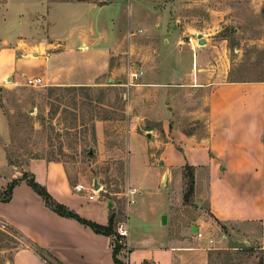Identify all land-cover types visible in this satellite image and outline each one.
<instances>
[{
  "label": "crops",
  "instance_id": "0c3cea01",
  "mask_svg": "<svg viewBox=\"0 0 264 264\" xmlns=\"http://www.w3.org/2000/svg\"><path fill=\"white\" fill-rule=\"evenodd\" d=\"M0 1H5L0 6V17L2 19L4 14L6 18L1 23L13 13L25 19V24L15 34L0 31V39H15L25 32L27 35L23 37L28 41L25 44L31 48L27 53L28 48L19 51V45H8L5 41L0 44V93L22 77H40L44 86L56 88L99 84L97 79L107 70L109 62L94 44L98 38L95 30H104L101 12L113 4L112 0ZM61 4L71 9L81 8L85 14L82 21L78 19V25L71 27H76L74 30L68 32L71 29L68 28L64 34L56 31L61 26L60 19L57 20L59 10L63 9ZM91 11L95 15L90 16ZM110 20L113 21V16ZM36 25L38 30L43 26L41 34L32 32ZM203 38L204 47L194 49L193 67L188 73L192 77L188 83L172 79L134 84L145 90L143 98L147 95L154 101H150L146 113L130 118L127 157L131 158L132 147H135L142 157L143 174L130 178L126 163L125 188L136 189L132 203L126 202L124 191L115 201L102 199L101 192L106 190L98 180V189H94L93 181L89 184L71 182L59 161L31 159L25 168L14 173L5 152L4 141L9 128L1 107L0 190L26 171L32 173L55 200L81 217L106 225L109 215H114V230L118 221L125 220L128 250L126 253L119 250L116 257L128 264H210L211 256L220 250L210 237L211 230L219 229L217 223L256 225L259 234L257 231L243 244L257 246L260 261L264 262V76L263 80L231 79V71L222 66L226 59L224 40ZM96 52L100 55L98 61L94 58ZM77 70L82 71V75H78ZM90 70L95 72L88 74ZM161 88L168 89V98L163 101L165 109L175 94L201 95L206 110L203 114L200 110L192 113L196 114L193 120L204 116L202 131H186L175 125L173 111L165 114V109L160 108V97L156 93L158 95ZM146 89L154 97H149ZM144 119L150 123L160 120V131L152 126L143 132L136 129ZM94 126L93 136L99 146L103 145L104 121H95ZM186 165L193 169V197L206 204V210L198 208L195 219L187 217L188 227L173 223L188 208V202L183 200ZM147 175H150V183L146 182ZM77 184L84 188L76 190ZM93 190L94 198L90 199ZM0 220L18 235L11 264H48L30 243L45 249L61 264H117L113 260V235L95 233L77 220L55 213L24 181L13 186L8 201H0ZM168 226L177 227L178 233L173 234ZM198 231L203 236L198 237ZM229 248L237 249L236 246Z\"/></svg>",
  "mask_w": 264,
  "mask_h": 264
},
{
  "label": "rangeland",
  "instance_id": "374dc122",
  "mask_svg": "<svg viewBox=\"0 0 264 264\" xmlns=\"http://www.w3.org/2000/svg\"><path fill=\"white\" fill-rule=\"evenodd\" d=\"M3 2L0 1V6ZM111 3L101 12L102 27L110 34L95 30L98 38L94 44L101 54L105 53L104 60L109 62L107 70L97 79L99 84L67 90L44 86L43 82L27 85L25 80L30 77H22L3 88L0 107L9 128L8 138L4 141L6 157L10 156L8 159L11 162L8 160V163H12L14 173L25 168L31 159L59 161L63 163L71 182L89 184L98 180L106 190L101 192L102 199L115 201L126 185L127 162L130 178L143 175L142 157L135 147H132L131 158L127 157V135L130 118L146 113L150 101H154L149 100L147 95L143 98L145 90L138 86L125 85L128 80L126 69L143 70L136 83L168 82L172 79L188 83L192 77L188 73L193 67L194 49L204 47L199 43L198 35L201 34L224 40L226 59L222 61V66L231 71V79L263 80L264 0H112ZM62 7L57 18L61 26L56 31L64 34L74 24L78 25V19L82 21L85 14L81 8L71 9L66 4H61ZM2 15L0 31L3 33L15 34L25 24V19L19 18L16 13L1 23L6 19ZM93 15L95 12L91 11L90 16ZM110 16H113V21ZM38 28L36 25L32 32L41 34L43 26ZM23 36L18 34L15 39H0V44L5 41L8 45H19V51L23 50L28 48L25 44L28 41ZM98 54L96 52L94 56L96 61L100 60ZM76 55L79 56V53ZM94 72L90 70L88 74ZM76 73L82 75L80 70ZM166 90L161 88L158 95L156 93L162 109H165L163 101L165 103L168 98ZM149 97H154V94L150 92ZM205 105L201 95L179 93L171 98L165 114L172 110L177 127L200 132L204 116L201 120H193L196 114L192 111L200 110L203 114ZM98 120L104 121V142L100 146L93 136L94 124ZM150 126L160 131V120L151 123L147 119L140 120L136 129L143 132ZM146 182L150 183V175L146 176ZM186 189L185 183L183 193ZM150 191L154 192L153 189ZM193 196L192 192L188 208L173 223L188 227L190 222L187 217L195 219L199 207L206 210L205 201L200 202ZM217 224L219 229H210V237L220 250L211 256L210 264L260 262L261 254L257 246L253 248L243 244L258 231L256 225ZM168 227L173 234L178 233L177 227ZM190 231L192 234V227ZM15 236L18 237L0 220V264H11ZM229 246H236L237 249Z\"/></svg>",
  "mask_w": 264,
  "mask_h": 264
},
{
  "label": "trees",
  "instance_id": "16d2710c",
  "mask_svg": "<svg viewBox=\"0 0 264 264\" xmlns=\"http://www.w3.org/2000/svg\"><path fill=\"white\" fill-rule=\"evenodd\" d=\"M58 89L69 90V89H75V88L74 87H58ZM8 157H10V156H7V158ZM8 160H9V162H11L10 159H8ZM10 164H12V163H10ZM184 177L186 179L187 189L184 192L183 200H184V202L187 203L189 201L191 195H192V192H193L194 176H193L192 167L186 165V167L184 169ZM19 181H24L28 186H30L41 197L45 206H47L49 209H51L55 213H57L61 216L73 218V219L77 220L78 222H80L81 224L90 227L95 233H99V234H103V235H107V236L113 235L115 237L116 233L114 230V224H115L114 215H109V220H108V223L106 225H102V224H99L97 222L88 220L84 217H81L79 214H77L74 210H72L68 206L58 202L57 200H55L50 195V193L47 191L45 186L38 183L35 180L32 173H29L26 171L22 172L20 177L10 180L7 183L5 189L0 191V201L6 202L10 199L11 193H12V188ZM5 226L8 227L7 224H5ZM9 229H11V227H9ZM15 243H17V242H15ZM30 244L32 245L34 251L43 260H45L48 264H61L54 256H52L50 253H48L45 249H43V248H41L35 244H32V243H30ZM119 250H120V245H118L114 240V243H113V260L117 264H125L124 262L120 261L116 257V254L118 253ZM258 264H264V262L260 261Z\"/></svg>",
  "mask_w": 264,
  "mask_h": 264
},
{
  "label": "built area",
  "instance_id": "2783aa9c",
  "mask_svg": "<svg viewBox=\"0 0 264 264\" xmlns=\"http://www.w3.org/2000/svg\"><path fill=\"white\" fill-rule=\"evenodd\" d=\"M192 38L189 40L191 41ZM143 70L134 68L133 70L129 68L126 69V77H127V83L125 84L126 86L133 85L136 83V80L142 75ZM25 83L27 85H37L41 83L40 77H30L25 80ZM76 190H81L84 188L82 185L77 184L74 186ZM136 193V189L134 187H126L123 196L126 198L127 203H132L134 201V194ZM89 198L92 199L94 198V190L89 194ZM115 237L114 240L115 242L120 245V250H123L125 253L127 252V222L125 220L118 221L116 223L115 227ZM198 237H201V233H197ZM211 242L212 240L209 239ZM125 264H128L127 261L124 262Z\"/></svg>",
  "mask_w": 264,
  "mask_h": 264
},
{
  "label": "water",
  "instance_id": "95a60500",
  "mask_svg": "<svg viewBox=\"0 0 264 264\" xmlns=\"http://www.w3.org/2000/svg\"><path fill=\"white\" fill-rule=\"evenodd\" d=\"M198 38H199V43L200 44H204L205 43V40H204V38L202 37L201 34L198 35ZM147 136H149V135L147 134ZM89 153H92V151L89 150ZM93 187H94V189H98L99 188V183L97 182V180L93 181ZM108 205H110V203H108ZM162 221L165 222V217L164 216L162 217Z\"/></svg>",
  "mask_w": 264,
  "mask_h": 264
}]
</instances>
